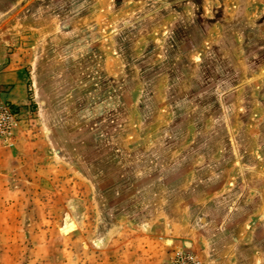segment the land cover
<instances>
[{
    "label": "rangeland",
    "instance_id": "1",
    "mask_svg": "<svg viewBox=\"0 0 264 264\" xmlns=\"http://www.w3.org/2000/svg\"><path fill=\"white\" fill-rule=\"evenodd\" d=\"M112 3L78 47L96 60L48 93L52 115L29 79L55 31L0 28L29 100L0 89L14 115L0 131V264H217L198 228L218 220L246 242L227 264H264V238L247 234L264 231V0H124L121 20ZM235 125L218 154L201 135ZM226 198L244 221H223Z\"/></svg>",
    "mask_w": 264,
    "mask_h": 264
},
{
    "label": "crops",
    "instance_id": "2",
    "mask_svg": "<svg viewBox=\"0 0 264 264\" xmlns=\"http://www.w3.org/2000/svg\"><path fill=\"white\" fill-rule=\"evenodd\" d=\"M98 1L100 3H97ZM101 1L102 0H0V28L6 23H18L19 27L25 29L29 28L31 30L36 29L38 31L42 30V33L49 28L55 31L53 33L50 32L51 38L45 39L42 46L38 48L30 71L29 80L32 81L33 87H37V91L41 92V94H58L63 92L66 85H69L71 82H76V79H78L80 75H84L81 74L83 70L80 69L82 61L93 60L94 62L96 60V53L94 51L92 52V49L79 52L78 47L81 44H95L93 37V41L91 42V32H89V30L94 29L95 26L91 25V21L94 18L92 15L96 13L101 14V12H105L106 10L107 6L102 5ZM112 2V4L108 5L110 9L109 12L120 14L119 19L121 20L124 0H112ZM51 19H53V21ZM111 19L109 21L110 25H112ZM121 22L122 21H116L115 25L117 26L115 28L119 30L122 29ZM85 34L87 36H85ZM81 35H84V37H81ZM93 35L95 36V33ZM121 37L122 32H120L119 37L116 38V42L119 41V44L122 43ZM0 44H2V41H0ZM54 44L55 48L52 49L49 54H40L47 46ZM53 60L56 62H54V66L50 64ZM7 61V58L3 56V52L0 50V89L8 90L5 91V96L12 104L25 105L29 100L27 98L26 85L24 80H22L24 79L23 73L21 70L17 69L13 71L10 70L9 65L6 63ZM93 70L95 71V69ZM50 98L49 94L40 96L42 108L47 115H52L49 111L52 108V106L50 107L49 105L51 102ZM234 119L235 118L232 120ZM215 123L219 125L220 122L216 120ZM205 124L207 123H203V125ZM234 127L236 131L233 130L232 133H230L232 135L230 138L228 132H220L219 128H215L216 131L214 130L212 134L210 132L205 134L201 132V135L203 138L204 136L208 138L214 136L213 138L216 141L215 152L218 154L219 150L223 152L222 148L225 145V141H228V139L240 140L242 133L237 131L236 125ZM49 140L50 139L47 140V143H49ZM33 143L42 145L43 142L39 140ZM207 146L206 144V153L208 151ZM206 156L208 155H204V158ZM185 157H189V153L186 154ZM204 158L203 156L201 157V159ZM206 165L207 161H205L202 166L205 167ZM226 199V201H219L218 203L220 205L216 204L217 207H219V211L224 210V213L220 215L223 221L224 219H228L227 221L231 220V222L233 219H235V221H244L246 219L245 217H248V215L242 214L239 210L231 212V210L227 209V205H229L230 202L229 198ZM244 203L245 202H242L241 204L244 205ZM247 207L248 209L246 210L251 209L250 205H247ZM172 211L171 218L176 220L179 219L177 218L176 212ZM219 221L220 220L214 221V223H209L207 226H200L198 228L199 233L203 236L202 240L206 243V250L210 251H208L209 254L213 253L211 257L214 256L212 258H214L217 264H227L235 260L243 263L246 259V255L241 254V251H243V247L241 246L246 242H240V240L237 239L238 226L229 223L221 224L222 222L220 223ZM247 234L249 238H252V236L259 237L260 235L264 238V231L247 232Z\"/></svg>",
    "mask_w": 264,
    "mask_h": 264
},
{
    "label": "built area",
    "instance_id": "3",
    "mask_svg": "<svg viewBox=\"0 0 264 264\" xmlns=\"http://www.w3.org/2000/svg\"><path fill=\"white\" fill-rule=\"evenodd\" d=\"M13 114L7 103L0 97V131L9 128L12 123ZM191 264H196L191 262Z\"/></svg>",
    "mask_w": 264,
    "mask_h": 264
}]
</instances>
